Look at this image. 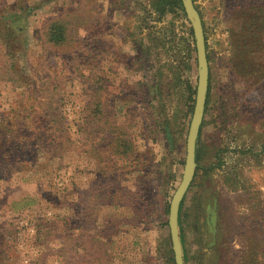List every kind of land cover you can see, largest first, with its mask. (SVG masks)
<instances>
[{"label":"rangeland","instance_id":"1","mask_svg":"<svg viewBox=\"0 0 264 264\" xmlns=\"http://www.w3.org/2000/svg\"><path fill=\"white\" fill-rule=\"evenodd\" d=\"M159 1L0 0V264H174L197 60ZM192 1L209 74L184 264H264V0Z\"/></svg>","mask_w":264,"mask_h":264},{"label":"water","instance_id":"2","mask_svg":"<svg viewBox=\"0 0 264 264\" xmlns=\"http://www.w3.org/2000/svg\"><path fill=\"white\" fill-rule=\"evenodd\" d=\"M181 3L190 22L195 41L197 60V85L193 112L186 135V155L183 167V176L174 193L172 194L168 207V227L172 243L174 264H184L182 244L178 227L179 208L180 203L195 175L196 140L204 114L209 74L205 38L200 15L192 0H181Z\"/></svg>","mask_w":264,"mask_h":264},{"label":"trees","instance_id":"3","mask_svg":"<svg viewBox=\"0 0 264 264\" xmlns=\"http://www.w3.org/2000/svg\"><path fill=\"white\" fill-rule=\"evenodd\" d=\"M159 2H161L162 5L160 7L161 10H163L165 6L177 7L180 6L181 4V0H160ZM24 8H26V6L21 8L19 7L20 10ZM12 16L16 17L17 15L13 14ZM190 33L192 34V32ZM45 37L46 40L53 45H61L65 43L68 39L67 27L65 22L62 20H52L51 22H49L48 25L46 26ZM182 201L180 203L179 211L181 210ZM178 222H181L180 219H178Z\"/></svg>","mask_w":264,"mask_h":264}]
</instances>
